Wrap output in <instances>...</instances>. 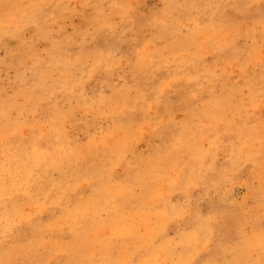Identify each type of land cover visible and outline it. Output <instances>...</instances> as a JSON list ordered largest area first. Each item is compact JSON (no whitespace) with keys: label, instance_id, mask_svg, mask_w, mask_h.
Wrapping results in <instances>:
<instances>
[{"label":"rangeland","instance_id":"374dc122","mask_svg":"<svg viewBox=\"0 0 264 264\" xmlns=\"http://www.w3.org/2000/svg\"><path fill=\"white\" fill-rule=\"evenodd\" d=\"M0 264H264V0H0Z\"/></svg>","mask_w":264,"mask_h":264}]
</instances>
